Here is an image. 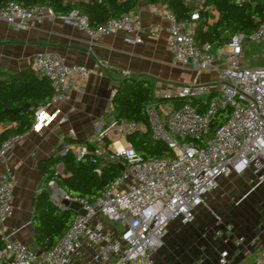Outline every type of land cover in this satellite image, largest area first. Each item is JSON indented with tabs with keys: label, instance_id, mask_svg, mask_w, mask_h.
I'll list each match as a JSON object with an SVG mask.
<instances>
[{
	"label": "built area",
	"instance_id": "2783aa9c",
	"mask_svg": "<svg viewBox=\"0 0 264 264\" xmlns=\"http://www.w3.org/2000/svg\"><path fill=\"white\" fill-rule=\"evenodd\" d=\"M55 18L54 10L44 5L27 7L10 2L0 8V21L15 31L27 29L31 22ZM61 18L93 41L124 33V43L130 46L142 45L144 36L155 38L164 31L173 61L197 74L210 73L214 81L175 86L155 96L147 108L153 137L173 151L171 159L143 160L127 141L130 133L139 130L135 123L114 120L108 126L99 125L94 143L98 172L115 163L121 174L93 202L70 196L50 182L52 191L56 188L51 201L59 209L73 210L71 205L77 204L85 215L73 210L76 215L69 229L47 252L38 254L8 235L5 225L13 215L16 181L0 170V264H76L83 249L95 251L98 264H152L169 224L193 223L196 209L204 205L221 179L250 173L257 187L264 185V67H245L242 62L248 44L264 42V23L250 34L231 35L223 46L200 47L196 42L197 12L189 21H178L167 8V27H146L133 13L111 18L96 29L77 9ZM32 65L38 76L48 80L52 96L34 111L28 132L1 144L0 162L30 133H41L55 122L67 124L58 111L50 114L48 110L65 102L72 90H82L92 73L85 66L67 65L51 52L37 54ZM175 99L197 102L196 106L176 108ZM225 112L228 115L218 123ZM112 131L116 138L110 137ZM68 134L75 136L72 129ZM69 152L81 159L87 147L66 146L60 155ZM214 220L215 238L234 234V226L222 217L215 215ZM237 241L242 243L244 238ZM228 259L229 253L224 251L217 264H228ZM255 264H264V259L255 260Z\"/></svg>",
	"mask_w": 264,
	"mask_h": 264
},
{
	"label": "crops",
	"instance_id": "0c3cea01",
	"mask_svg": "<svg viewBox=\"0 0 264 264\" xmlns=\"http://www.w3.org/2000/svg\"><path fill=\"white\" fill-rule=\"evenodd\" d=\"M185 1L197 8L204 5V0ZM166 10L165 5L150 6L140 0L132 13L140 16L146 27H167ZM208 11L212 26L218 14L212 7ZM125 37L124 33H117L93 41L85 33L65 23L61 16L53 21L31 22L27 29L21 31H15L0 21L1 73L14 75L23 72L33 67V58L37 54L49 52L58 55L69 66H85L92 72L82 90H72L65 102L48 110L50 114L58 111L60 117L67 118V124L55 122L41 133H30L0 162V170L7 171L16 181L13 215L5 225L7 233L37 253L40 250L35 244L33 200L44 190L51 193L50 182L40 175L38 164L57 155L59 146H72L67 144L70 139L78 142L73 145L75 147L86 143L94 145L99 125L108 126L116 119L112 99L123 79L149 81L155 96L175 86L214 81L210 73L197 74L189 67L176 64L169 50V36L164 31L155 38L144 36L143 44L139 46L125 44ZM69 129L74 130V137L69 136ZM116 136L112 131L110 137ZM236 186L247 187V190L230 193L229 188ZM250 195L251 208L256 213H251L247 223L227 222V208L240 207ZM220 205L226 211H222ZM215 215L233 225L234 234H228L223 239L215 238ZM169 232H173L174 238L166 247L184 240L183 243L187 245L184 261L187 264H217L224 251L229 253L228 264H255V260L264 259V185L257 187L250 173L221 179L217 189L207 196L204 205L196 209L194 222L189 225L172 222L167 234ZM182 232L183 238H176ZM240 237L244 238L242 243L237 241ZM164 242L165 238L163 247ZM95 256V251L83 249L76 264H98Z\"/></svg>",
	"mask_w": 264,
	"mask_h": 264
},
{
	"label": "trees",
	"instance_id": "16d2710c",
	"mask_svg": "<svg viewBox=\"0 0 264 264\" xmlns=\"http://www.w3.org/2000/svg\"><path fill=\"white\" fill-rule=\"evenodd\" d=\"M150 6L165 5L178 21H189L192 15L199 14L196 35L197 44L223 46L229 37L236 33L250 34L264 23V0H204L202 8L189 5L185 0H141ZM10 2L24 6L44 5L52 8L57 16L67 15L77 9L88 19L91 28H99L111 18H120L132 13L140 0H0V8ZM218 14L217 21L210 26L208 8ZM52 96L51 86L46 78L37 75L34 67L14 74L0 72V146L8 138L28 132L34 122V111L47 104ZM156 97L149 81L145 79H123L112 99L116 112L115 121L132 122L139 130L130 133L127 141L143 160L171 159L173 151L161 140L153 137L147 116V108ZM196 100L175 99L176 108L183 104L196 106ZM220 115L217 122L223 120ZM70 139L67 144H77ZM87 153L78 159L71 152L43 160L38 164L42 177L70 196L95 201L121 174L115 163L101 167L94 161V145L86 143ZM33 228L36 247L47 252L69 229L74 217L73 210H61L51 201V193L40 192L33 200Z\"/></svg>",
	"mask_w": 264,
	"mask_h": 264
},
{
	"label": "rangeland",
	"instance_id": "374dc122",
	"mask_svg": "<svg viewBox=\"0 0 264 264\" xmlns=\"http://www.w3.org/2000/svg\"><path fill=\"white\" fill-rule=\"evenodd\" d=\"M242 62L245 67H251V68L264 67V42H258V43L255 42L248 44ZM240 189L241 191H245L247 190V187L246 188L245 187L243 188V186L241 188L237 186L232 187L229 188V192L230 193L232 192L233 194L235 193L237 194L240 193ZM54 190H56V188ZM53 191L51 189V194L54 193ZM219 208L222 211L224 210L222 209L221 205ZM251 213L255 214L256 211L253 210V208H251V195H250V197H248V199L245 202H243V204L240 207H233L231 209H229L228 207L227 212H225L226 214L225 220L231 223H236L237 221L247 223V218H251ZM175 227L178 228L176 225ZM166 236L167 237H164L165 246L156 252L155 259L152 264H187L188 262L184 261L186 255L185 249L187 247V245L183 243L184 240L177 241L176 244H171L170 246L166 247V245H168V242L171 241L172 238H174V235L173 232H169ZM176 238L178 239L183 238V232L180 234V237L178 235V237Z\"/></svg>",
	"mask_w": 264,
	"mask_h": 264
},
{
	"label": "water",
	"instance_id": "95a60500",
	"mask_svg": "<svg viewBox=\"0 0 264 264\" xmlns=\"http://www.w3.org/2000/svg\"><path fill=\"white\" fill-rule=\"evenodd\" d=\"M116 93V92H115ZM115 93H114V95H115ZM114 97V96H113ZM65 145H61V146H59V148L57 149V153L58 154H61L62 152H63V150L65 149ZM65 205L66 206H68L69 204L68 203H65ZM71 208L74 210V211H77L78 212V214H80V215H85V212L83 211V210H80V206L79 205H77V204H72L71 205ZM43 252L42 251H40V252H38V254H42Z\"/></svg>",
	"mask_w": 264,
	"mask_h": 264
}]
</instances>
